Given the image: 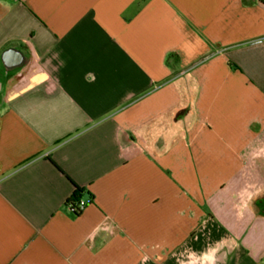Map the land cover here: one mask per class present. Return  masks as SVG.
Returning <instances> with one entry per match:
<instances>
[{
	"label": "crops",
	"instance_id": "1",
	"mask_svg": "<svg viewBox=\"0 0 264 264\" xmlns=\"http://www.w3.org/2000/svg\"><path fill=\"white\" fill-rule=\"evenodd\" d=\"M0 264H264V0H0Z\"/></svg>",
	"mask_w": 264,
	"mask_h": 264
},
{
	"label": "water",
	"instance_id": "2",
	"mask_svg": "<svg viewBox=\"0 0 264 264\" xmlns=\"http://www.w3.org/2000/svg\"><path fill=\"white\" fill-rule=\"evenodd\" d=\"M4 62L8 66L18 65L22 62L21 54L9 51L4 55Z\"/></svg>",
	"mask_w": 264,
	"mask_h": 264
},
{
	"label": "built area",
	"instance_id": "3",
	"mask_svg": "<svg viewBox=\"0 0 264 264\" xmlns=\"http://www.w3.org/2000/svg\"><path fill=\"white\" fill-rule=\"evenodd\" d=\"M89 202L90 200L80 199L75 205L72 204L67 205V208L70 213H74L77 210V208L80 209V211H83Z\"/></svg>",
	"mask_w": 264,
	"mask_h": 264
},
{
	"label": "trees",
	"instance_id": "4",
	"mask_svg": "<svg viewBox=\"0 0 264 264\" xmlns=\"http://www.w3.org/2000/svg\"><path fill=\"white\" fill-rule=\"evenodd\" d=\"M83 193V190H77L73 196L67 201L66 205L72 204L75 205L79 200H80V196ZM82 213V211H80V209L77 208V210L72 213L74 216H79Z\"/></svg>",
	"mask_w": 264,
	"mask_h": 264
}]
</instances>
